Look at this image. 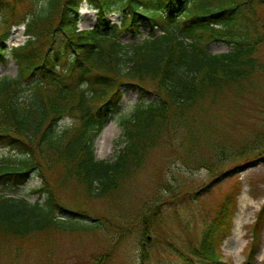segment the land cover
<instances>
[{
    "label": "trees",
    "instance_id": "trees-1",
    "mask_svg": "<svg viewBox=\"0 0 264 264\" xmlns=\"http://www.w3.org/2000/svg\"><path fill=\"white\" fill-rule=\"evenodd\" d=\"M82 1L0 0V61L9 54L16 65L15 77H0V148L10 152L0 158V182L22 184L35 174L41 184L32 192L44 197L30 203L0 193V241L47 228L106 232V219L87 220L67 209L59 195L65 191L72 199L79 193L85 201L108 198L114 204L158 148L168 149L181 166L205 169L214 180L226 174L218 171L225 165L232 172L235 163L264 156V126L230 141L231 147L210 132L216 108L246 97L255 78L264 76L257 54L264 46V0H85L97 11L96 23L79 31ZM114 10L123 13L120 26L105 16ZM140 21L149 24L150 35L131 42L118 38L122 31L137 35ZM19 23H25L28 38L7 47L11 26ZM215 41L230 49L209 51ZM124 84L138 95L131 115L119 122L117 144L123 146L111 161L96 159L93 141ZM66 116L73 121L59 127ZM163 181L135 212L143 236L156 229L171 197L161 198L180 186L168 177ZM237 193L238 187L226 193L205 223L192 257H185L189 264L220 263ZM186 196L183 191L180 199ZM260 216L251 226L247 263L258 250Z\"/></svg>",
    "mask_w": 264,
    "mask_h": 264
},
{
    "label": "rangeland",
    "instance_id": "rangeland-1",
    "mask_svg": "<svg viewBox=\"0 0 264 264\" xmlns=\"http://www.w3.org/2000/svg\"><path fill=\"white\" fill-rule=\"evenodd\" d=\"M107 17L110 23L119 24L122 11L116 10L107 14ZM95 20V10L85 1L82 2L79 29L91 28ZM149 29L146 21H140L137 35L120 32L119 39L124 42L140 40L150 34ZM23 31V26H14L6 45L22 44L26 39ZM155 33L160 31L156 29ZM208 49L213 53L226 52L230 44L215 41L208 45ZM257 54L264 61V46L258 49ZM15 74L14 61L7 55L4 61H0V77ZM152 98L149 96L147 99ZM136 100L137 91L131 85H123L119 103L101 128V131L104 130L101 143L97 141L101 131L93 143L96 158L113 159L123 146L116 144L121 132L119 121L131 114ZM221 105L216 108V126L210 132L216 142L231 147L230 141L249 136L256 127L264 126V76L255 78L253 90L246 97L229 100ZM66 123L68 119L61 120L59 126ZM107 136H110L109 141ZM9 153L7 148H0V158ZM11 155L14 156V153ZM197 155H200L198 150ZM204 157H208L207 153H204ZM166 166L173 171V175L164 173ZM233 166L232 172L227 169L228 165L220 168L218 171L225 170L226 174L214 180L205 169H195L192 165L181 166L180 159L168 149L158 148L149 155L143 169L123 186L114 204L108 198L85 201L79 196L72 200L65 191L59 195L67 209L79 210L88 219H106V232L47 228L30 232L13 241L1 240L0 264H189L181 255L192 257V250L200 240L204 224L214 216L226 193L237 187L236 212L231 233L220 245L219 264H264V156ZM166 177L172 184L180 186L171 195L161 198L171 197L161 208L156 229H150L148 240L145 241L144 231L137 225L135 212L145 200L153 198ZM172 177L176 180L172 181ZM39 184L40 178L35 174H30L22 184L2 180L0 193L24 197L32 203L38 198V194L32 191ZM183 191H187V196L181 200ZM43 200L44 197L39 199L40 202ZM258 214H263L260 216V242L252 262L247 263L246 251L252 240L251 226L259 217Z\"/></svg>",
    "mask_w": 264,
    "mask_h": 264
},
{
    "label": "bare ground",
    "instance_id": "bare-ground-1",
    "mask_svg": "<svg viewBox=\"0 0 264 264\" xmlns=\"http://www.w3.org/2000/svg\"><path fill=\"white\" fill-rule=\"evenodd\" d=\"M106 125L107 124H105V126ZM103 135H104V130H102L101 133L99 134V136L97 137L98 143H101V139H102ZM109 140H110V136H107V141H109Z\"/></svg>",
    "mask_w": 264,
    "mask_h": 264
}]
</instances>
